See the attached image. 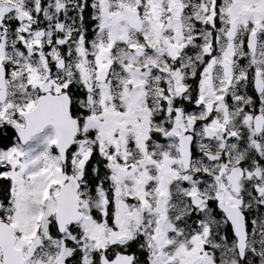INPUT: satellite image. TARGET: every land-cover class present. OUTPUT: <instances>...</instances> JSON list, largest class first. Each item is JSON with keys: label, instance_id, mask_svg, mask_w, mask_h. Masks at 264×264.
I'll return each mask as SVG.
<instances>
[{"label": "snow or ice", "instance_id": "1", "mask_svg": "<svg viewBox=\"0 0 264 264\" xmlns=\"http://www.w3.org/2000/svg\"><path fill=\"white\" fill-rule=\"evenodd\" d=\"M0 264H264V0H0Z\"/></svg>", "mask_w": 264, "mask_h": 264}]
</instances>
